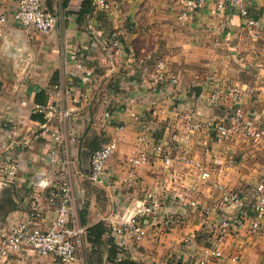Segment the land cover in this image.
<instances>
[{
	"label": "crops",
	"instance_id": "obj_1",
	"mask_svg": "<svg viewBox=\"0 0 264 264\" xmlns=\"http://www.w3.org/2000/svg\"><path fill=\"white\" fill-rule=\"evenodd\" d=\"M108 2L109 10H102L93 0H42L58 22L41 34L12 19L17 0H0V13L8 18L0 24V137H8L17 164L13 175L0 169V231L28 220L34 208L41 212V228H49L55 216L49 191L66 180L71 217L83 230V264H194L211 247L214 225L222 219L220 188L252 199L264 172V139L253 143L237 135L219 142L207 130L233 104L228 97L216 107L208 103L217 87L235 90L243 110L264 126V0H247L259 24L256 39L234 11L213 15L212 0L185 22L177 18L178 0ZM112 33L118 34L115 56L104 45ZM149 52L166 62L176 85L152 83V65L143 63ZM49 103L68 113L64 127L36 111ZM172 103L205 126L182 147L177 138L184 127L170 113ZM145 128L158 141L171 142L168 164L157 158L137 168L128 163ZM57 131L70 163L66 170L48 161L52 147L58 148L52 138ZM110 141L117 149L106 165L107 184L94 186L87 178L89 155ZM196 164L210 173L191 196L200 208H215L205 226L201 209L183 200L198 182ZM149 199L164 201L154 220L140 214ZM167 217L176 221L173 227L164 224ZM132 220L147 222L138 242L131 233L116 232ZM250 226L248 218L242 228L227 231L220 252L228 261L208 257L209 264H264V221L260 233L252 234ZM0 264L59 263L23 253L0 258Z\"/></svg>",
	"mask_w": 264,
	"mask_h": 264
},
{
	"label": "built area",
	"instance_id": "obj_2",
	"mask_svg": "<svg viewBox=\"0 0 264 264\" xmlns=\"http://www.w3.org/2000/svg\"><path fill=\"white\" fill-rule=\"evenodd\" d=\"M214 8L212 14L216 15L225 10H232L243 21L253 39L257 38V29L259 30L258 21L255 18L247 0H212ZM96 8L109 10L108 0H93ZM178 20L185 22L194 17L199 9L206 5V0H178ZM12 19L20 26L21 29L31 33L37 32L48 34L55 29L58 17L57 15L45 9L42 0H17L16 9L12 15ZM8 21L5 13H0V24ZM104 45L108 47L115 56L118 47V34L112 33L105 41ZM145 66L151 64L150 78L155 86L166 87L167 85H176L177 78L171 75L168 66L163 59L155 57L154 52H149L143 61ZM77 69H81V63H77ZM224 97H228L233 104L230 107V113L224 120H216L207 126L208 135L215 141H223L230 137L240 135L241 137L260 143L264 139V126L258 125L255 116L252 113H246L240 105V98L235 90H227L224 88H214L208 97V103L216 107L222 103ZM78 99H74L77 102ZM36 111L41 113L43 117L50 121L57 119L59 128L64 127L68 117L67 112H62L55 103H49L46 106L37 105ZM170 113L174 118L182 120L183 133L177 138V146L182 147L188 143L196 134L202 132L205 126L200 122L197 116L183 110L178 104L172 103L169 107ZM152 114V113H151ZM154 114V111H153ZM134 120L140 122L142 118L131 114ZM106 118H109L105 114ZM122 129V128H120ZM73 139V132H70ZM150 130L145 128V132L141 133L137 138L136 152L128 159V163L132 168L140 167L146 164L149 159H162L164 164L169 163L168 144L158 141ZM53 143L58 148H53L48 156L50 164H59L65 169L70 164L63 149L65 144L59 131L52 134ZM8 137H0V169L5 170L7 175H13L16 172L17 164L6 157L10 153L8 145ZM54 149V150H53ZM61 149V150H60ZM117 145L115 141L104 143L99 149L93 151L89 155L87 166V178L94 186H105L107 184L106 165L112 155L115 153ZM3 154V155H2ZM198 171V182L192 183L183 195V200L187 201L189 207L199 209L197 200L191 198L202 185L210 179V173L207 168L198 164L195 165ZM219 187V185H216ZM220 188V187H219ZM220 204L217 205L218 211L221 212V221L214 225L216 234L213 239L209 240L210 248L203 250L204 256L198 258L194 264H209L208 257H214L222 262L228 261L221 252L220 246L226 236L227 231L242 228L245 221L251 218L250 232L260 233L262 230V221H264V172L254 186L251 197L252 199H242L243 195L238 191L221 189ZM73 197L69 184L63 180L57 186L49 191L48 205L55 209V216L51 226L42 229L39 218L41 212L34 208L28 216V220L18 223L8 230L0 231V258L10 255H20L23 253H31L37 257H52L59 264H83V260L79 255L81 245V237L83 230L74 223L72 214ZM164 201L149 199L147 204L140 210V214L151 217L153 220L157 216V211L162 207ZM203 214L202 225H206L208 218L215 208L212 206L200 208ZM250 215V216H249ZM176 221L167 217L164 221L168 227H173ZM146 220H132L123 229L118 228V234L131 233L135 241L142 240L146 235ZM169 259L170 264H176ZM230 261L236 262L237 257L231 258Z\"/></svg>",
	"mask_w": 264,
	"mask_h": 264
},
{
	"label": "trees",
	"instance_id": "obj_3",
	"mask_svg": "<svg viewBox=\"0 0 264 264\" xmlns=\"http://www.w3.org/2000/svg\"><path fill=\"white\" fill-rule=\"evenodd\" d=\"M250 9H251V8H250ZM251 10H252V9H251ZM252 11H253V10H252ZM252 13L254 14V11H253ZM9 155H10V154H9ZM9 155H7V157H6V158H7L8 160H11V158H10V156H9ZM6 199H8V198H6Z\"/></svg>",
	"mask_w": 264,
	"mask_h": 264
},
{
	"label": "rangeland",
	"instance_id": "obj_4",
	"mask_svg": "<svg viewBox=\"0 0 264 264\" xmlns=\"http://www.w3.org/2000/svg\"><path fill=\"white\" fill-rule=\"evenodd\" d=\"M3 155V154H2Z\"/></svg>",
	"mask_w": 264,
	"mask_h": 264
}]
</instances>
